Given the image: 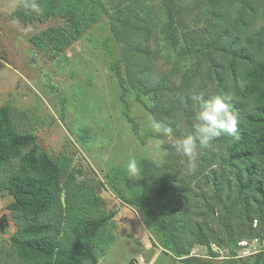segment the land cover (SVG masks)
<instances>
[{
  "label": "rangeland",
  "instance_id": "obj_1",
  "mask_svg": "<svg viewBox=\"0 0 264 264\" xmlns=\"http://www.w3.org/2000/svg\"><path fill=\"white\" fill-rule=\"evenodd\" d=\"M188 1L182 9V20L174 16L171 24L178 44L165 40L166 33L161 28L155 30L148 42L139 18L133 22L140 26L134 25L138 33L127 37L136 46L148 43L155 54L162 50L152 62L143 57L139 61L149 64L154 82L174 75L175 86L170 88L173 91L160 93L165 96L161 114L166 121L179 125L176 136L190 130L191 117L198 109L193 99L197 95L228 96L246 113L255 112L254 100L232 90L230 56L216 50L223 45L217 39L220 22L214 15L216 1ZM19 2L0 0V107L9 106L22 128L34 133L37 143L48 154L68 158L73 165L94 173L96 180L104 182L111 169H126L130 156L174 169L175 175L190 187L187 200L181 202L183 211L192 227L203 226L209 244L194 245L188 255L176 258L161 246L154 223L104 186L98 194L114 213L116 240L98 264H264V258L257 257L264 251L259 234L264 230V205L249 192L250 211L242 213L243 195L234 184L235 168L228 167L222 158L230 140L223 136L212 148L200 150L196 169L187 172L186 159L175 153L171 141L157 142L152 127L156 119L150 112L153 100L127 86L123 91L111 70V63L120 59L124 46L115 41L108 20L102 18L64 53L50 59L49 52L37 49L31 39L49 28L61 27L62 20L22 25L13 18ZM240 2L249 6L248 0H234L233 8L238 9ZM128 4L126 1L125 5ZM152 4L158 11L163 8L160 1ZM249 4L259 12L253 23L255 29L261 28L264 0H250ZM154 16L158 21V14ZM161 22L162 19L158 24ZM218 73L224 88L216 79ZM186 75L192 114L181 104L186 97L179 85ZM168 97L177 103L170 105ZM238 115L239 123L244 122ZM213 170L221 174L222 185L206 184L205 177L212 178ZM9 221L2 231L0 248L10 247V236L16 230L10 216ZM225 229H234L235 233ZM189 257L199 260L184 263L183 259Z\"/></svg>",
  "mask_w": 264,
  "mask_h": 264
},
{
  "label": "trees",
  "instance_id": "obj_2",
  "mask_svg": "<svg viewBox=\"0 0 264 264\" xmlns=\"http://www.w3.org/2000/svg\"><path fill=\"white\" fill-rule=\"evenodd\" d=\"M123 1L36 0L39 10L33 11L25 8L28 0H20L13 18L22 25L62 20L61 27L49 28L31 39L37 49L49 52L50 59H56L106 18L115 41L124 46L120 59L110 65L121 89L124 91L127 86L140 96L151 98L154 103L151 114L156 121L166 120L161 114L165 96L160 92L173 91L170 88L175 86L174 75L154 82L149 64L141 63L139 57L152 62L162 50L155 54L148 43L144 47L136 46L127 37L138 33L134 25L139 24L133 22L139 18L148 42L155 30L161 28L166 33L165 40L178 44L171 24L174 16L182 20V9L189 1ZM157 1L163 6L161 11L152 4ZM215 1L214 15L220 22L217 39L223 42L216 50L230 56L233 92L255 102L253 114L246 113L237 101L230 102L232 110L240 113L244 122L238 124V138L224 136L230 143L222 157L228 167L235 168L234 184L243 195L241 210L248 213L249 192L264 205V25L255 29L253 23L259 12L251 7L250 0L249 6L240 2L238 9L233 8L234 0ZM155 13L158 21L162 19L159 24ZM216 79L223 87L219 73ZM179 89L186 97L181 103L183 109L191 113L188 107L191 98L186 91L188 75L181 80ZM168 102L177 103L170 97ZM168 122L178 135L177 125ZM139 162V178H130L126 169L115 168L106 172L104 182L96 180L94 173L73 165L68 158L48 154L37 143L36 135L22 128L9 106L0 107V195L13 198L7 210L16 228L10 236V247L0 248V264H98L116 240L114 213L98 194L104 186L153 222L161 246L176 258L188 255L194 245H209L203 226L192 227L183 211L181 202L190 194L186 182L172 168L157 166L147 159ZM211 173L214 176L207 175L206 184L222 185L221 174L215 170ZM225 230L235 233L234 229ZM259 234L264 242V230ZM229 238L231 233L227 234L228 241ZM257 257L264 258V251ZM196 260L199 259L189 257L183 262Z\"/></svg>",
  "mask_w": 264,
  "mask_h": 264
},
{
  "label": "clouds",
  "instance_id": "obj_3",
  "mask_svg": "<svg viewBox=\"0 0 264 264\" xmlns=\"http://www.w3.org/2000/svg\"><path fill=\"white\" fill-rule=\"evenodd\" d=\"M25 8L39 10L36 0H28ZM198 109L191 117L190 130L176 136L173 127L166 120L155 121L152 125L157 134V142L171 141V147L182 158L186 159V171L191 173L197 167V158L200 150L213 147L221 137L238 138L239 115L231 108V98L220 94H210L194 97ZM179 127V125H177ZM126 172L130 178H139L141 175L140 162L130 156L126 163Z\"/></svg>",
  "mask_w": 264,
  "mask_h": 264
},
{
  "label": "crops",
  "instance_id": "obj_4",
  "mask_svg": "<svg viewBox=\"0 0 264 264\" xmlns=\"http://www.w3.org/2000/svg\"><path fill=\"white\" fill-rule=\"evenodd\" d=\"M10 197L9 195H0V218L3 216H7V223H9V215H8V210H7V206L13 201V198ZM8 229H10V226L7 227ZM15 229V228H14ZM4 236L2 231H0V239L1 237Z\"/></svg>",
  "mask_w": 264,
  "mask_h": 264
},
{
  "label": "water",
  "instance_id": "obj_5",
  "mask_svg": "<svg viewBox=\"0 0 264 264\" xmlns=\"http://www.w3.org/2000/svg\"><path fill=\"white\" fill-rule=\"evenodd\" d=\"M7 226V221L5 219V217H1L0 218V230L3 231Z\"/></svg>",
  "mask_w": 264,
  "mask_h": 264
}]
</instances>
